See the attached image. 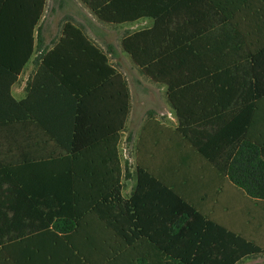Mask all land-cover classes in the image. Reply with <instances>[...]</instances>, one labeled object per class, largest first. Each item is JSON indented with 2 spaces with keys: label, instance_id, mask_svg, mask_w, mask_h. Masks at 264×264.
I'll use <instances>...</instances> for the list:
<instances>
[{
  "label": "trees",
  "instance_id": "1",
  "mask_svg": "<svg viewBox=\"0 0 264 264\" xmlns=\"http://www.w3.org/2000/svg\"><path fill=\"white\" fill-rule=\"evenodd\" d=\"M82 1L102 22L153 20L122 47L165 88L177 127L145 123L135 145L136 185L125 198L117 150L129 112L122 77L109 80L116 150L110 124L109 149L104 140L99 156L78 150L81 106L70 109L71 138L60 139L58 123L30 122V96L14 103L20 121L0 124V247L25 245L16 254L35 264H236L262 252L244 234L264 236V0ZM44 5L36 0V22ZM63 34L41 68L59 72L58 85L71 89L65 69L107 59L71 24ZM74 37L81 56H62L54 70Z\"/></svg>",
  "mask_w": 264,
  "mask_h": 264
},
{
  "label": "crops",
  "instance_id": "2",
  "mask_svg": "<svg viewBox=\"0 0 264 264\" xmlns=\"http://www.w3.org/2000/svg\"><path fill=\"white\" fill-rule=\"evenodd\" d=\"M66 24H71L78 29L107 59L106 64L102 63L100 59H95L94 63L82 64L83 67L74 70L65 69L68 75L66 80L72 84L71 89L68 87L61 89L58 85V80L62 78L59 72L53 73L49 67L41 68L46 54L61 39L65 38L63 29ZM152 24L153 20L150 19L123 24L102 22L97 19L82 0H45L41 17L36 22V0H0V124L18 123L20 121L17 118L19 108L14 103H19L30 96L28 106L34 111L32 115H28L31 119L30 122L38 121V123H49L50 125L58 123L60 126L59 138L67 139L71 138L72 135L66 130V125L71 120L70 109L79 105L82 112V118L79 121L83 127L81 133L78 134V138L82 141V146L78 148L79 152L94 156L105 154L106 150L102 144L104 140H107V149H109L110 124L112 125L114 152L116 150L115 113L113 97L111 96L114 95L115 89L110 86L109 80L118 74L127 84L126 77L131 75L133 70L145 76L123 49L122 41L135 32L151 28ZM78 45H81V40L77 37L66 39L64 47L60 49L56 60L54 59V66H56L54 70L59 68L58 66L61 64L59 60L62 56L65 58L81 56L82 49ZM108 67L113 70V76L110 75ZM77 74H82V77L79 78ZM106 81L107 84L105 85ZM32 82H35L34 89H31ZM92 83L95 84L96 88L94 93L89 96L84 94L77 96L74 93L77 90H84L86 85ZM154 85L165 89L163 86ZM127 88L129 91V112L120 138L132 118L131 91L128 85ZM79 102L80 104H78ZM168 112L167 110V114ZM149 113L151 114L149 115ZM162 114L163 112L160 113L161 119L156 113L148 111L147 116L142 121L138 137L148 119H154L172 128L177 127V119L173 111V115H169V118L163 117ZM88 124L91 125L92 131H87L86 126ZM15 128L18 132L17 125ZM89 143H95L96 147L88 149L86 145ZM100 143L101 147H99ZM120 164L122 167L121 160ZM222 214L219 212L218 216L221 218ZM245 214V210L239 212L241 225L244 222L242 220H245V225H247ZM244 235L248 241L254 240L261 243L262 252L246 256L236 264H264V236L258 239L253 234L252 229ZM11 244L12 246L4 248L6 252L3 251V247H0V264H13L14 260L23 264H35L34 262L29 263L27 258L25 260L16 254L18 250H29L25 248V245L21 246L18 242Z\"/></svg>",
  "mask_w": 264,
  "mask_h": 264
},
{
  "label": "rangeland",
  "instance_id": "3",
  "mask_svg": "<svg viewBox=\"0 0 264 264\" xmlns=\"http://www.w3.org/2000/svg\"><path fill=\"white\" fill-rule=\"evenodd\" d=\"M126 79L131 91L132 118L128 122L125 132L121 134L118 152L122 162V194L125 198H129L136 185L135 142L141 129L142 121L147 116L148 111L156 113L161 119V112H163V117L168 118L169 115L172 116L173 114L165 89L152 84L147 77L134 70ZM167 110L169 111L168 114ZM129 127L130 130H128ZM126 145L133 161L132 166L125 164L122 156V148Z\"/></svg>",
  "mask_w": 264,
  "mask_h": 264
},
{
  "label": "built area",
  "instance_id": "4",
  "mask_svg": "<svg viewBox=\"0 0 264 264\" xmlns=\"http://www.w3.org/2000/svg\"><path fill=\"white\" fill-rule=\"evenodd\" d=\"M122 156L123 159L125 160V164H127L128 166H132L133 165V161L132 158L130 156V153L128 151V146H123L122 148Z\"/></svg>",
  "mask_w": 264,
  "mask_h": 264
}]
</instances>
